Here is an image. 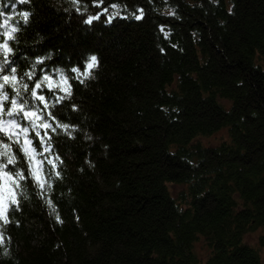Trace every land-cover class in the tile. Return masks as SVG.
<instances>
[{
    "label": "trees",
    "instance_id": "16d2710c",
    "mask_svg": "<svg viewBox=\"0 0 264 264\" xmlns=\"http://www.w3.org/2000/svg\"><path fill=\"white\" fill-rule=\"evenodd\" d=\"M0 85V264H263L264 0H0Z\"/></svg>",
    "mask_w": 264,
    "mask_h": 264
},
{
    "label": "rangeland",
    "instance_id": "374dc122",
    "mask_svg": "<svg viewBox=\"0 0 264 264\" xmlns=\"http://www.w3.org/2000/svg\"><path fill=\"white\" fill-rule=\"evenodd\" d=\"M227 138L226 131L222 130L218 133L214 134L209 138H204L203 142L205 144H213L217 145L222 140ZM8 199V192H4L3 197L0 198V205H5ZM264 238V228L260 227L255 231L248 233L245 237V241L253 247H258L260 249L262 261L264 264V245H262V239ZM207 247L205 246L204 242H199L196 244V251L198 254L204 255L206 253Z\"/></svg>",
    "mask_w": 264,
    "mask_h": 264
},
{
    "label": "snow or ice",
    "instance_id": "6c2138e0",
    "mask_svg": "<svg viewBox=\"0 0 264 264\" xmlns=\"http://www.w3.org/2000/svg\"><path fill=\"white\" fill-rule=\"evenodd\" d=\"M27 17H28V13H24V19H25V21H27ZM139 18V17H138ZM89 23L91 22V21H88ZM92 59V63H90L89 65H88V67L89 68H91V67H93L94 66V64H95V61H96V58L95 57H92L91 58ZM14 71V70H13ZM15 78L13 77V80H14ZM45 79H47V77L45 78ZM3 80H4V82H5V84H7V83H9V77L8 76H3ZM3 87V85H0V88H2ZM36 87H39V85L37 84L36 85ZM33 95H35V93H33ZM39 99H41V100H43V97H38ZM4 99H7V96L5 95V97H4ZM14 104H15V102H13ZM23 109L21 108V111H22ZM9 115H11L12 113L10 112V113H8ZM25 115L26 116H28L29 114L28 113H25ZM14 123V122H13ZM65 128L67 127V125H65L64 126ZM0 130H2V129H0ZM23 131L24 132H26L27 131V129H23ZM30 143V142H29ZM5 147H7V145H5ZM45 150H47V149H45ZM0 155H6V153H0ZM14 163V157H8V160H7V164H13ZM7 165H5V167H6ZM19 177H20V179H23L24 177L23 176H21L20 174H17ZM41 187H42V185H41ZM13 203H15V201H13ZM49 203H51V202H49ZM57 219H59V216H57Z\"/></svg>",
    "mask_w": 264,
    "mask_h": 264
}]
</instances>
